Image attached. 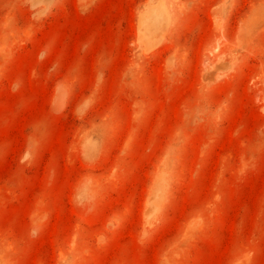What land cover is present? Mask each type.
Returning a JSON list of instances; mask_svg holds the SVG:
<instances>
[{
	"label": "rangeland",
	"instance_id": "obj_1",
	"mask_svg": "<svg viewBox=\"0 0 264 264\" xmlns=\"http://www.w3.org/2000/svg\"><path fill=\"white\" fill-rule=\"evenodd\" d=\"M0 264H264V0H0Z\"/></svg>",
	"mask_w": 264,
	"mask_h": 264
}]
</instances>
